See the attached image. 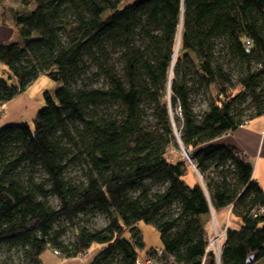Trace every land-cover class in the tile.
<instances>
[{
  "label": "trees",
  "instance_id": "obj_1",
  "mask_svg": "<svg viewBox=\"0 0 264 264\" xmlns=\"http://www.w3.org/2000/svg\"><path fill=\"white\" fill-rule=\"evenodd\" d=\"M18 1L21 8L1 19L20 27L21 42L0 45V107L40 75L60 87L44 94L32 127L0 130V247L24 248L17 264H41L47 251L71 259L96 244L103 249L90 264H127L124 235L144 250L143 222L163 247L144 260L259 264L264 214L252 211L264 208V194L253 164L217 141L264 115V0ZM91 68L102 89L82 79ZM198 96L206 106L197 113ZM170 147L189 154L198 176L192 187L184 181L186 161L168 159ZM76 162L86 167L78 185L65 177ZM151 182L160 188L152 191ZM88 208L106 215L108 225L75 228L64 245L65 231L54 225L63 218L75 227L73 216ZM229 209L241 226H226L218 260L207 253L210 232L198 219Z\"/></svg>",
  "mask_w": 264,
  "mask_h": 264
},
{
  "label": "rangeland",
  "instance_id": "obj_2",
  "mask_svg": "<svg viewBox=\"0 0 264 264\" xmlns=\"http://www.w3.org/2000/svg\"><path fill=\"white\" fill-rule=\"evenodd\" d=\"M136 0H125L123 4H132ZM21 8V5L18 0H0V24L2 15H7L12 9ZM34 5H32L29 9H33ZM7 25L10 26V39H7L4 44L10 43H20V27L14 26L11 18L8 16ZM6 25V27H8ZM2 44V45H4ZM253 67V63L251 64ZM2 69L0 65V76L2 74ZM95 73V70L91 68L88 73L82 78L83 80L86 79V85L90 86L93 89H102L104 87V82L102 78L98 80H91V74ZM81 84V82H78ZM60 87V83H57L45 75H40L36 79L32 80V82L25 88L23 92L16 95L7 103L3 104L0 107V130L3 129L5 126L9 125H23L27 124L32 127L33 121L37 115V113L44 107L45 98L44 94L47 92L51 95H54L55 91ZM206 101L204 100L203 96H198L194 100V111L197 113L203 109H205ZM115 113L119 112L120 110L118 106L112 107ZM99 111H108V113H112V111L107 106H99ZM250 111H247L245 114H250ZM119 115V114H116ZM149 117V113L146 114ZM173 116V127L177 133H179L181 124L178 119V111H174L172 113ZM264 116V115H263ZM176 118L178 120H176ZM175 119V120H174ZM178 135V134H177ZM179 136V135H178ZM167 157L170 160L177 159L181 157L186 161L187 168L184 169L186 171V175L184 177V181L192 187L195 184V177L198 178L197 172L192 167L190 161L188 160L187 156L184 154V151H179L175 147H170L168 149ZM86 167L84 164L81 163H71L67 166L65 170V177L67 180L74 185H78L84 181V172ZM29 175L28 170L20 171V178L26 179ZM194 177V178H193ZM42 179L41 173H37L35 175V180L40 181ZM152 191L158 190L160 188V184L156 182L150 183ZM48 203L50 206L57 208L58 202L53 197L48 199ZM216 214V217L212 216H202L198 219L199 224L202 228H206L210 232V241L215 240L217 236H222V232L224 233L226 226L232 230H237L241 226V220L234 214L223 212ZM263 215V214H261ZM73 223L75 227L71 226L70 223L65 219H60L54 226L56 229H63L65 232L61 236V240L64 245H70L73 242L74 230L75 228H86L89 231H97L104 229L108 225V218L106 215L100 213L96 209H86L84 212L78 213L73 216ZM137 227L142 235L144 250L139 251L137 250L134 241L132 240L129 233L124 235V243L128 246L131 251V255L127 260V264H139L142 263L145 259V253L150 249H154L156 252L162 251V243L160 240V235L156 231L153 226L147 225L143 222L137 224ZM225 227V228H224ZM221 241V240H220ZM221 244V242H220ZM221 249V246H219ZM103 249L100 245H92L85 253V262L90 264L95 256ZM214 249L217 250V247L214 246ZM217 254V253H216ZM24 258V248L20 246H12L6 243L0 247V259L7 260L11 264H17L21 262ZM44 258L45 262H49L53 257L50 251L45 252L42 255V259ZM210 260L211 258L208 257ZM264 264V259L259 263Z\"/></svg>",
  "mask_w": 264,
  "mask_h": 264
},
{
  "label": "crops",
  "instance_id": "obj_3",
  "mask_svg": "<svg viewBox=\"0 0 264 264\" xmlns=\"http://www.w3.org/2000/svg\"><path fill=\"white\" fill-rule=\"evenodd\" d=\"M10 32V26L6 27L1 21L0 45L10 39ZM217 142L236 148L253 164L252 179L258 184L264 194V116L255 118L237 130L225 134ZM230 210H228L229 213ZM51 254L56 260L52 258L49 262H45L44 258L42 259L41 257V264H87L85 262L86 257L77 256L76 258L64 259L54 255L52 252ZM204 264H209L208 258L204 261Z\"/></svg>",
  "mask_w": 264,
  "mask_h": 264
},
{
  "label": "built area",
  "instance_id": "obj_4",
  "mask_svg": "<svg viewBox=\"0 0 264 264\" xmlns=\"http://www.w3.org/2000/svg\"><path fill=\"white\" fill-rule=\"evenodd\" d=\"M184 154L186 155L185 152H184ZM252 214L254 215V217L257 216V215L264 214V208L260 207L258 209H254L252 211ZM211 216H212V219H213V214L212 213H211ZM225 231H226V229H225ZM225 231H224V233L222 232V236L221 237L217 236L215 240L209 241V244H208V247H207V253H209V252H213L214 254L217 253L216 255H217L218 260H219L220 251H221V249L223 247V243H224V240H225ZM209 240H210V238H209ZM220 242H221V244H220ZM214 246L217 247V250L214 249ZM219 246H221V249L219 248ZM53 253L56 256H60L58 251H54ZM78 257H85V254H80V255H78ZM143 264H160V263H158L154 259L149 258V259L144 260Z\"/></svg>",
  "mask_w": 264,
  "mask_h": 264
},
{
  "label": "water",
  "instance_id": "obj_5",
  "mask_svg": "<svg viewBox=\"0 0 264 264\" xmlns=\"http://www.w3.org/2000/svg\"><path fill=\"white\" fill-rule=\"evenodd\" d=\"M185 153H186V155H187V157H188V159H189V161H190V156H189V154H188L187 152H185ZM252 262H253V257H249L248 260H247V263H252ZM217 264H219V261H218Z\"/></svg>",
  "mask_w": 264,
  "mask_h": 264
}]
</instances>
